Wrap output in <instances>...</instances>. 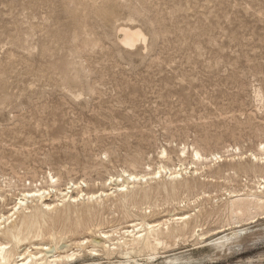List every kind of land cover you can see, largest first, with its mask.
I'll return each instance as SVG.
<instances>
[{"label": "rangeland", "instance_id": "rangeland-1", "mask_svg": "<svg viewBox=\"0 0 264 264\" xmlns=\"http://www.w3.org/2000/svg\"><path fill=\"white\" fill-rule=\"evenodd\" d=\"M122 27L148 41L126 48ZM161 167L185 169L175 194L167 176L169 191L153 180L137 200L110 185ZM260 168L264 0H0V217L38 190L56 207L16 254L46 241L81 256L61 264H264V207L230 205L257 191ZM185 216L155 253L86 257L102 234L113 248L142 220Z\"/></svg>", "mask_w": 264, "mask_h": 264}, {"label": "bare ground", "instance_id": "bare-ground-1", "mask_svg": "<svg viewBox=\"0 0 264 264\" xmlns=\"http://www.w3.org/2000/svg\"><path fill=\"white\" fill-rule=\"evenodd\" d=\"M119 32L123 35L122 44L126 48H134L138 43L140 44L141 42L148 41L146 35L139 28L138 29H131L128 27H122V28H120ZM194 153H195V155L199 161L204 160V156L198 150H194ZM253 161L259 162V158L256 156H253ZM255 164L252 165L253 167L252 166L251 167L254 168ZM252 168H251V170H252ZM254 169H256V168H254ZM260 170L264 171V169H261V168H260ZM183 171H185V169H182V167L180 169H175L173 171L171 169L161 167L157 173L156 172L154 173V176L152 178H148L147 175H137L134 173L132 174L130 172H124L121 176H118L116 178L113 177L111 179L110 185H112V183H114V185H116L115 186L116 187L115 193H119L120 197H122L121 199H127L128 196L132 193L133 200L134 199L137 200L136 198L139 197L140 195L141 196L143 195L142 196L143 198H148L150 196V194H151V193H149L150 189H147V188L146 189H139L138 187H140L142 185L144 186V185L150 184V182H152L153 180L163 181L162 185H164V186L162 187L160 184L158 186L159 187L161 186L163 188V190H166L165 192L169 191L168 187H169L170 183L167 185L168 186L167 187L166 184H164L165 180H163V178H165V176H167L166 180L168 178V180H170L172 183V185H170L171 186L170 190L175 194V191H177V187H176L175 182H177L176 180L182 176ZM263 178L261 180V183H259L260 185H259V188L257 189V191L251 192L252 194H249L250 196L248 198L243 199V198H240L241 196H237V197L232 198L230 205H231L234 213L238 212V215L240 214L242 216H245V215L249 214L253 209H256L258 207L259 208L264 207V179ZM56 183L57 182H55V185H56ZM77 188L78 187L76 184H71L67 190H73V189L76 190ZM55 192H57V190H55ZM80 192L82 195L81 198L87 197L86 199L88 201L101 199L103 196H106V197L109 196L105 192H102L100 196L96 195V194H92V195L85 194L84 195L83 194L84 191H80ZM46 193L50 195L51 192L38 190V191L29 192V193H23L21 195L22 197L18 198V201H17L18 203L15 205V208L12 209L13 213L7 217L4 215H2L0 217V237L3 236L8 241L6 243L0 242V264H59L60 262L63 263L65 261H67L68 263L72 262L73 260L78 261V259L81 258L79 253L76 254L74 252L71 254L70 253L66 254V255H61V254L58 255L56 253L57 252L56 246L48 244V243H46V241L41 242L36 246V248H35L36 252L35 253L28 251L26 254H23V255L16 254V251L18 252V250H16V248L20 247L18 245H21L20 243L25 242V240H28L31 236H33V233L35 232L34 230L36 229V227L40 226L39 225L40 220L42 218H45L44 216L48 212H50L56 208L55 206H52L51 204L47 203V200L45 199ZM69 194H70V192L66 193L65 194L66 196H65L63 193H61L62 197H69V200L76 202L77 199L75 197L69 196ZM130 201H131V199H130ZM123 202H124V200H123ZM38 203H40L41 206L37 205ZM33 204H36V205L34 206ZM29 205H31V206H29ZM29 210H31L30 214L26 215L25 212L29 211ZM19 214L21 216L23 215V218L20 216L22 218V220H20L21 221L20 224L15 223L12 220L15 216H17ZM18 217L15 218V220L19 219ZM188 218L189 217L185 216V217H180V218H177L174 220L170 219V220L165 221L162 224L161 223L150 224V223H147L145 220H142L141 223L134 224V225L130 226L133 228L132 230L124 231L125 235L131 237L129 240H127V238H126V240H124L121 243H117V245L113 248H111L110 245H107V242L110 240L111 235L102 234L100 236L99 240L92 241V242H94V243H92V244H94V246L92 245V247H94L93 248L94 250H92V252H91L93 254L86 255V257L87 256L93 257V258L100 257V255L98 253H95V252H97V250H95L96 247H98L100 249L101 253L104 252L108 256L119 254V255H122L125 257H129L130 255H132L134 253H138L141 251H149V250H151L155 253L159 247H162L165 244H167L166 239L173 238L174 236H176L175 234L177 232L184 229V227H188V224H189ZM179 221L182 222V223H180L181 226L179 224ZM45 222H46V220H45ZM37 228H39V227H37ZM40 228H39V230H40ZM43 229H45V228H43ZM37 232H38V230H37ZM40 233H41V231H40ZM48 235L50 237L52 235V231H51V233L49 232ZM127 236H125V237H127ZM2 240H4V239L2 238ZM10 244H12V246H10ZM79 244H80V248L82 249L85 245L88 244V241L84 240V241L80 242ZM65 247L68 248V246H65ZM83 249L81 251H83ZM164 249H166V248H164ZM51 253H52V255L49 256V254H51ZM16 256L17 257L19 256V258L21 260L18 261ZM72 264H74V262ZM75 264H77V263H75ZM90 264H101V263L94 262V263H90ZM118 264H130V262H127V263L120 262Z\"/></svg>", "mask_w": 264, "mask_h": 264}]
</instances>
